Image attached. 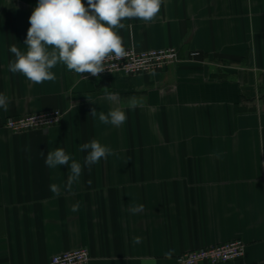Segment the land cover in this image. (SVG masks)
Listing matches in <instances>:
<instances>
[{
	"label": "crops",
	"instance_id": "0c3cea01",
	"mask_svg": "<svg viewBox=\"0 0 264 264\" xmlns=\"http://www.w3.org/2000/svg\"><path fill=\"white\" fill-rule=\"evenodd\" d=\"M37 2L0 0V264H50L81 247L90 264H179L235 239L245 255L224 264H264V0H164L151 23L126 18L118 32L124 48H177L175 64L98 80L58 65L41 84L8 68ZM116 107L124 124L99 121ZM52 109L65 114L51 128L4 126ZM92 139L115 154L69 191V169L48 168L41 151L61 147L83 164Z\"/></svg>",
	"mask_w": 264,
	"mask_h": 264
},
{
	"label": "clouds",
	"instance_id": "9594fccd",
	"mask_svg": "<svg viewBox=\"0 0 264 264\" xmlns=\"http://www.w3.org/2000/svg\"><path fill=\"white\" fill-rule=\"evenodd\" d=\"M163 3L164 0H86V3L83 0H38L28 18L30 26L23 42L26 50L21 51L15 45L9 48L15 57L8 65L9 71L41 84L54 81L56 74L53 69L62 65L69 72L87 77L91 75L98 80L106 70L104 65L110 54L116 58L127 55L118 32L124 27L123 21L137 18L151 23ZM103 89L107 95H113L108 92V87ZM0 107L7 110V97L3 93H0ZM91 115L96 117L95 108ZM126 120V112L119 107L99 114L101 123L116 127ZM80 151L87 152L83 164L61 147L46 154L41 151L48 168L66 166L69 169L65 185L69 191L79 181L85 167L90 171L94 164L115 154L96 139L82 144ZM49 189L56 196L61 194L57 184H50ZM79 210L80 202L77 201L71 211Z\"/></svg>",
	"mask_w": 264,
	"mask_h": 264
},
{
	"label": "built area",
	"instance_id": "2783aa9c",
	"mask_svg": "<svg viewBox=\"0 0 264 264\" xmlns=\"http://www.w3.org/2000/svg\"><path fill=\"white\" fill-rule=\"evenodd\" d=\"M127 55L124 58H116L110 54L106 59V70L100 77L109 74L124 76L151 75L178 61V49L175 47L136 50L125 48ZM192 56H198L199 52H192ZM89 77H93L89 75ZM61 109H52L38 113L9 117L4 126L9 130L20 133L31 130H43L60 124L64 117ZM246 243L241 239L197 248L187 251L177 257L179 264H224L234 262L244 257ZM88 248L81 247L66 251L51 258L50 264H90Z\"/></svg>",
	"mask_w": 264,
	"mask_h": 264
}]
</instances>
